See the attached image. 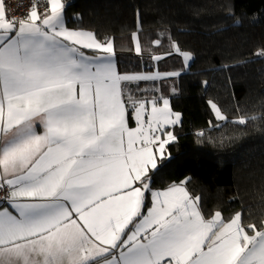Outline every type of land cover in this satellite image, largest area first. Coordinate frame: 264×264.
I'll list each match as a JSON object with an SVG mask.
<instances>
[{
  "label": "snow or ice",
  "instance_id": "6c2138e0",
  "mask_svg": "<svg viewBox=\"0 0 264 264\" xmlns=\"http://www.w3.org/2000/svg\"><path fill=\"white\" fill-rule=\"evenodd\" d=\"M38 6L9 19L0 0V264H264V222L205 218L185 187L151 189L180 114L129 85L177 74H121L110 40L66 27L62 0Z\"/></svg>",
  "mask_w": 264,
  "mask_h": 264
},
{
  "label": "trees",
  "instance_id": "16d2710c",
  "mask_svg": "<svg viewBox=\"0 0 264 264\" xmlns=\"http://www.w3.org/2000/svg\"><path fill=\"white\" fill-rule=\"evenodd\" d=\"M66 26L112 40L121 73L153 69L161 55V90L181 115L168 157L152 171L151 188L184 182L206 217L245 225L264 222V0H77L65 7ZM139 24V27H138ZM136 32L141 54L133 50ZM159 41V44L156 43ZM173 43L192 56L188 71ZM157 85V83H153ZM147 82L129 85L151 98ZM226 117L218 121L211 104ZM255 116L256 119H251ZM247 119L245 125L235 121ZM131 119V113H129Z\"/></svg>",
  "mask_w": 264,
  "mask_h": 264
},
{
  "label": "rangeland",
  "instance_id": "374dc122",
  "mask_svg": "<svg viewBox=\"0 0 264 264\" xmlns=\"http://www.w3.org/2000/svg\"><path fill=\"white\" fill-rule=\"evenodd\" d=\"M133 50L135 51V44H134V42H133ZM173 52H174L176 55H178L177 57L181 60V62H182V64H183V69H184V71H185V72L188 71L189 65L191 64V61H192V56L190 55V58H189L187 61H185L184 58H183V56H182L180 53L176 52V49H175V48H174ZM181 52H182V51H181ZM135 53H136V52H135ZM136 54H137V53H136ZM155 56H160V57H161V55H155ZM155 56H153V57H155ZM161 59H162V57H161ZM161 59H159V60H155L154 58L152 59V60H153V69H151V70H149V71H148V70H143V71L138 72V73H129V75H131V74H153V75H156V74H166V72H162V71L159 69L158 63H159V61H160ZM176 74L178 75V73H176ZM166 77H169V76H166V75H160V76H158V78H157L156 80L143 81V82H147V83H149V85H147V86L143 89V91L146 92V93L148 94L147 96H152L151 99H147L148 101L152 100L153 97H156V98H159V97L167 98V99L169 100V107H170L172 113H173V114H175V113H179V112H176V111H173V110H172V108H171V103H170V97H169L170 95H166V94L161 90L160 82H161L164 78H166ZM139 82H142V81H139ZM155 82L157 83V85H154V84H153V83H155ZM134 83H138V82H134ZM147 110H148V112L151 111V104H148V105H147ZM179 114H180V113H179ZM173 118H175V117L173 116ZM180 121H181V115H180V120H179L176 124H174V125H166V126H165V127H167V128H166L167 132H171V133L173 134V136H174V128L177 127V126L180 124Z\"/></svg>",
  "mask_w": 264,
  "mask_h": 264
},
{
  "label": "built area",
  "instance_id": "2783aa9c",
  "mask_svg": "<svg viewBox=\"0 0 264 264\" xmlns=\"http://www.w3.org/2000/svg\"><path fill=\"white\" fill-rule=\"evenodd\" d=\"M75 1L77 0H62V2H64L66 5L65 7ZM34 3H38V11L43 12L45 0H3L5 11L9 19L13 17L18 19L24 17L29 12ZM6 196V187L4 189H0V207L7 206L4 202V198Z\"/></svg>",
  "mask_w": 264,
  "mask_h": 264
},
{
  "label": "crops",
  "instance_id": "0c3cea01",
  "mask_svg": "<svg viewBox=\"0 0 264 264\" xmlns=\"http://www.w3.org/2000/svg\"><path fill=\"white\" fill-rule=\"evenodd\" d=\"M65 24H66V21H65ZM67 27V26H66ZM68 28V27H67ZM68 29H72V28H68ZM76 30H78V29H76ZM84 31H86V30H84ZM90 32V31H89ZM112 43H113V41L112 40H110ZM113 49H114V59H115V64H116V68H117V71L119 72V73H121L120 72V70L118 69V66H117V58H116V52H115V47H114V43H113ZM85 52H88L89 54L91 53V50H87V49H85L84 50ZM121 74H127V73H121ZM137 98H139V99H141V100H147V99H151V98H144V97H137ZM129 124H130V126L131 127H136V123H135V121L131 118V119H129ZM167 128V127H166ZM172 142V141H171ZM170 142V143H171ZM169 143V144H170ZM168 144V145H169ZM168 145H166L165 146V152L163 153V156H164V159H166L167 157H168V152H167V146ZM157 159H158V162L160 161V154L159 153H157ZM176 185H180V186H183V187H185V185L184 184H176ZM169 188V187H168ZM168 188H165V189H152V191H164V190H166V189H168ZM187 190V189H186ZM188 192V191H187ZM189 193V192H188ZM191 196V195H190ZM192 197V196H191ZM194 198V197H193ZM146 204H147V206L148 207H151V193H148L147 194V200H146ZM199 206V205H198ZM200 209V208H199ZM144 211L146 212L147 211V208H145L144 209ZM200 211H201V209H200ZM201 213H202V211H201ZM203 214V213H202ZM203 216H204V214H203ZM234 216V215H233ZM232 216V217H233ZM205 218H211V216L210 217H206V216H204ZM231 217V218H232ZM230 218V219H231Z\"/></svg>",
  "mask_w": 264,
  "mask_h": 264
}]
</instances>
